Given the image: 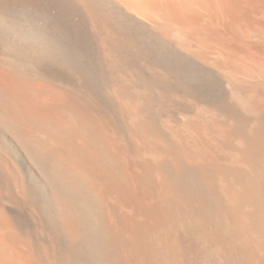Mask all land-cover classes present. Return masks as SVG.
Masks as SVG:
<instances>
[{
	"label": "bare ground",
	"instance_id": "1",
	"mask_svg": "<svg viewBox=\"0 0 264 264\" xmlns=\"http://www.w3.org/2000/svg\"><path fill=\"white\" fill-rule=\"evenodd\" d=\"M20 10L45 44L0 35V264H264V0Z\"/></svg>",
	"mask_w": 264,
	"mask_h": 264
},
{
	"label": "clouds",
	"instance_id": "2",
	"mask_svg": "<svg viewBox=\"0 0 264 264\" xmlns=\"http://www.w3.org/2000/svg\"><path fill=\"white\" fill-rule=\"evenodd\" d=\"M43 21L27 11H11L0 14V35L16 45L18 54L27 59H38L45 44Z\"/></svg>",
	"mask_w": 264,
	"mask_h": 264
},
{
	"label": "rangeland",
	"instance_id": "3",
	"mask_svg": "<svg viewBox=\"0 0 264 264\" xmlns=\"http://www.w3.org/2000/svg\"><path fill=\"white\" fill-rule=\"evenodd\" d=\"M257 18L263 20L264 15H259V16H257ZM249 44L251 45L250 54H248V53L245 54V61H247L249 63L245 62L246 63V70H244L243 72L251 71L252 70L251 65H253V64H258L262 68H264V39L255 40L254 38L250 37L249 38ZM215 69L221 75H224L226 72L224 69L223 70L218 69V68H215ZM241 77H245V79L248 78L246 75H241L240 78ZM12 80L13 79H10L11 83L13 82ZM13 84L18 85V87L22 86V84L20 82H17V80H14ZM25 88L28 91L36 93V95L39 96V100L42 103H47V104L52 103V100H53L54 95H55V91H54V88H52V86H50L48 84H42V83L36 82L33 85L26 86ZM66 120H67V117L65 115L64 116V123L66 122ZM76 264H80V262H77Z\"/></svg>",
	"mask_w": 264,
	"mask_h": 264
}]
</instances>
